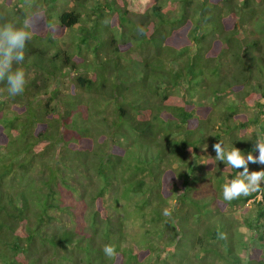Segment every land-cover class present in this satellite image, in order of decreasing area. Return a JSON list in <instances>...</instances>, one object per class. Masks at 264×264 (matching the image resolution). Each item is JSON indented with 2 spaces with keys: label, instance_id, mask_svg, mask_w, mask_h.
<instances>
[{
  "label": "trees",
  "instance_id": "1",
  "mask_svg": "<svg viewBox=\"0 0 264 264\" xmlns=\"http://www.w3.org/2000/svg\"><path fill=\"white\" fill-rule=\"evenodd\" d=\"M59 1L75 8L54 14ZM4 4L0 24L33 17V35L13 65L23 93L0 81V264H238L226 212L250 237L244 260L264 264V192L225 201L244 169L213 147L259 156L264 0Z\"/></svg>",
  "mask_w": 264,
  "mask_h": 264
},
{
  "label": "clouds",
  "instance_id": "2",
  "mask_svg": "<svg viewBox=\"0 0 264 264\" xmlns=\"http://www.w3.org/2000/svg\"><path fill=\"white\" fill-rule=\"evenodd\" d=\"M33 35V17H26L20 27H16L12 22L0 24V81L7 82V93L10 96L22 94L26 80V72L22 67L13 68L14 64H22L24 61L27 42ZM7 97H0V100ZM259 156L247 155V161L243 158L240 150L231 148L222 149L220 142L213 145L217 156L216 159L226 161L232 168L243 167V173L232 179L223 186L222 195L225 201L239 199L241 196L247 197L253 193H262L261 181H264V170L248 173L247 163L264 164V140L257 142ZM170 213L165 210L164 215ZM105 256L112 258L116 256V247L113 244L105 245L103 248Z\"/></svg>",
  "mask_w": 264,
  "mask_h": 264
},
{
  "label": "rangeland",
  "instance_id": "3",
  "mask_svg": "<svg viewBox=\"0 0 264 264\" xmlns=\"http://www.w3.org/2000/svg\"><path fill=\"white\" fill-rule=\"evenodd\" d=\"M15 1H17V0H15ZM4 3H5V0H0V7ZM90 3H91V1L87 2L86 3L87 6H89ZM22 5L23 4H21L20 6H22ZM72 8H75L73 4H68L66 2H60L59 1L58 3H56V6H55V12L56 13H54V14H59L63 10L64 11L65 10L69 11ZM11 9L12 8H10L9 6L5 7V10L7 11V13L10 12ZM53 31L56 32L57 28L53 29ZM120 32H121V30L117 31L118 37L120 36ZM68 33H69V31H64V33L61 34L62 35L61 39H63V40H61L62 42L60 43V46H61V48L63 50H66L68 48V46H69V42L67 40L68 39L67 37H69ZM30 77H32V74H30ZM61 83L63 84L62 86H64V89H63L64 92L67 93V94H69V93L80 94L82 92L80 89H73L72 85L68 82V80H63L62 79ZM54 85L58 86L59 82H55ZM2 91L3 90L0 89V93H2ZM176 92H178V91H176ZM170 93L172 95H175V93H173L172 90L170 91ZM81 110L82 111L85 110L84 106L81 107ZM3 138H4V136L2 137V139ZM202 153L205 156H210L211 155V150L208 149V148H204L202 150ZM225 184H226V182H225ZM105 199H106V206L112 205V201L110 200L111 197L109 195H106ZM171 202L173 204H175L176 200H173ZM64 203H65V205H73L75 210H76V212H77L76 214H78L79 216L86 212L85 202L83 200H79L74 195H66L65 198H64ZM231 215H232L231 213H227L226 212V242H228L230 244V247L233 248V254L234 255L229 256L228 253H227V249H226V261H227V263H230V262L234 261L236 258L239 257L241 259V262L238 263V264H259V263H255V262L250 263L249 261L244 260L245 249H247L249 247V245H251V243H250L251 240H250V237L248 236V234L246 233V231L244 229H239V226H238L237 222L235 221V219L233 217H231ZM231 221L234 223L233 232L231 230L232 224H233Z\"/></svg>",
  "mask_w": 264,
  "mask_h": 264
}]
</instances>
